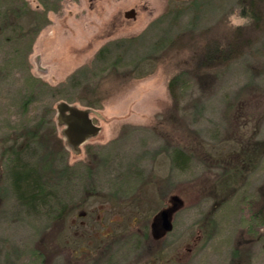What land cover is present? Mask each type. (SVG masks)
I'll use <instances>...</instances> for the list:
<instances>
[{
    "label": "rangeland",
    "instance_id": "1",
    "mask_svg": "<svg viewBox=\"0 0 264 264\" xmlns=\"http://www.w3.org/2000/svg\"><path fill=\"white\" fill-rule=\"evenodd\" d=\"M208 46L234 53L207 62ZM61 101L99 127L76 151L56 120ZM23 129H44L55 158L31 207L15 199L3 154ZM251 138L264 140V0H0V264L100 253L124 264L166 209L175 241L213 220L226 260L252 231L242 261L250 247L264 264V154L253 170L239 154ZM181 146L184 170L172 162ZM225 166L239 171L227 180Z\"/></svg>",
    "mask_w": 264,
    "mask_h": 264
},
{
    "label": "trees",
    "instance_id": "2",
    "mask_svg": "<svg viewBox=\"0 0 264 264\" xmlns=\"http://www.w3.org/2000/svg\"><path fill=\"white\" fill-rule=\"evenodd\" d=\"M198 1L200 0H192L186 2L195 4ZM248 5L252 6L249 9L254 13L255 9L252 3H249ZM214 49L215 50L211 49L210 46L207 47L208 54L204 55L205 61H215L218 59H220V61H226L230 59L231 54L233 55L234 53L233 51H229L225 55H220L221 53H218L217 48ZM177 78L173 77L171 79L169 88H173ZM50 130L51 126L49 127L48 132H50ZM34 131H28L25 129L19 131L15 135V137L10 138V141H12V143L7 149L4 150L5 152L3 153L4 155L6 154L8 156L9 160L6 172L13 195L20 204H24L25 206L30 207L35 206L40 199H44L46 195L45 193H47V190H45L47 183L50 185L49 180H53L54 176H56V170L53 166L55 158L52 155V149H50L49 147H45L44 145L45 139L44 136H42V131L45 130H39L41 132V135H39V131L37 129H35ZM251 139L252 140H240L238 142L242 143L239 149V154L242 157V163H249L250 170H253L254 166L260 161V157H262V155L264 154V140H256V138ZM31 144H33V146L35 145L37 149L39 147V154H30ZM33 149L35 148L33 147ZM186 149H188V147H186ZM186 149L184 146H181L174 148L173 151L172 162L174 166L180 170H184L188 166L189 160L191 158V154L187 153ZM27 156H29V162H27L25 159L27 158ZM218 164H220V162ZM224 170L225 171L222 172V174L227 180H229L233 176V174L235 175L236 171H239V169H229L227 168V166L224 167ZM237 173L240 174L241 171ZM63 174V172H60V177ZM223 181L225 182L226 180ZM214 207L215 205L213 206V208Z\"/></svg>",
    "mask_w": 264,
    "mask_h": 264
},
{
    "label": "flooded vegetation",
    "instance_id": "3",
    "mask_svg": "<svg viewBox=\"0 0 264 264\" xmlns=\"http://www.w3.org/2000/svg\"><path fill=\"white\" fill-rule=\"evenodd\" d=\"M170 228L165 229L161 222L150 221L149 226H143V235L134 241L135 249L138 246V252L124 262V264H252V249L249 247V254H245L246 261H242V239L249 241L248 245L253 243L251 239L245 238L251 232L243 236L239 233L240 240L233 245L232 254L228 259L225 257L224 231L219 222L213 220L202 221L194 227L193 235L189 236L188 241L178 242L171 238L174 233L173 221L170 220ZM246 245V246H248ZM104 246L97 247V250ZM101 254V259L105 255ZM79 264H101V259L90 255L78 256Z\"/></svg>",
    "mask_w": 264,
    "mask_h": 264
},
{
    "label": "water",
    "instance_id": "4",
    "mask_svg": "<svg viewBox=\"0 0 264 264\" xmlns=\"http://www.w3.org/2000/svg\"><path fill=\"white\" fill-rule=\"evenodd\" d=\"M56 111L57 123L65 126L63 132L75 151L78 145L82 144L87 138L95 135L99 131V127L88 117L89 112L87 109H78L61 101L56 105ZM172 211L166 209L159 212L158 216L160 217L161 225L165 229L170 228V215Z\"/></svg>",
    "mask_w": 264,
    "mask_h": 264
}]
</instances>
